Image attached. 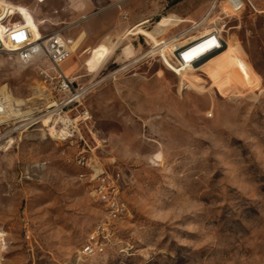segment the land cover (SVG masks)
<instances>
[{"label":"rangeland","instance_id":"374dc122","mask_svg":"<svg viewBox=\"0 0 264 264\" xmlns=\"http://www.w3.org/2000/svg\"><path fill=\"white\" fill-rule=\"evenodd\" d=\"M7 1L31 21L15 11L21 43L73 39L60 68L86 91L68 115L89 111L90 166L115 190L94 192L76 145L1 126L0 264H264V0ZM212 29L222 49L179 76L172 47ZM49 69L0 53V91L43 107ZM111 202L114 241L82 256Z\"/></svg>","mask_w":264,"mask_h":264},{"label":"built area","instance_id":"2783aa9c","mask_svg":"<svg viewBox=\"0 0 264 264\" xmlns=\"http://www.w3.org/2000/svg\"><path fill=\"white\" fill-rule=\"evenodd\" d=\"M233 3L236 4L234 10H239L244 5L243 0H235ZM15 14L17 13L6 5L0 7V53H13L17 61L22 64H29L35 58L44 56L50 65V69L40 71L41 81L48 83L49 89L45 94L46 104L40 108H37L34 104H14L8 99L9 95L5 90L0 91V127L6 126L8 128L4 137L10 136L12 133L21 134L41 126L47 132V135L56 142L76 145L78 148L75 157L76 164L89 168L92 171L91 178L100 180V184L94 192L114 191L115 189L108 181L107 176L97 174L96 170L90 166L91 158L87 156L89 147L81 132V125L89 130L88 124L91 121L89 111L85 108H75V115H68L67 106L72 105L86 91V89L77 88L60 68L61 64L71 55L74 44L73 39L58 31L26 45H19L15 49L14 47H7L8 33L13 31L15 27H19L21 23V21H14ZM209 35L207 38L202 36L192 42L199 41L194 47L201 45L205 48L206 45V47L213 48L223 43L218 29H212ZM188 45L184 46L183 49ZM186 51L178 52V55L183 64H190L191 62L186 61L183 56ZM178 63L181 64L179 58ZM2 139L4 138H0V143ZM8 142L10 141L5 143ZM108 209L105 218L96 225L94 231L81 246L80 254L82 256L91 257L101 254L105 251L106 246L114 241L115 230L112 225L118 219L120 210L114 202L109 204Z\"/></svg>","mask_w":264,"mask_h":264},{"label":"crops","instance_id":"0c3cea01","mask_svg":"<svg viewBox=\"0 0 264 264\" xmlns=\"http://www.w3.org/2000/svg\"><path fill=\"white\" fill-rule=\"evenodd\" d=\"M37 1V0H36ZM47 1L48 0H45V7H43L42 9H40L41 11L42 10H47V9H57L56 7H54V6H48L47 5ZM37 3H40V2H38L37 1ZM43 3V2H42ZM43 3V4H44ZM41 4V3H40ZM15 6H17L18 7V9L17 10H22V7L21 6H19V5H17V4H14ZM31 10V9H30ZM24 11V10H23ZM33 13H35V10H31ZM53 16L52 15H49L48 17H46L47 19H50V18H52ZM29 18V17H28ZM46 18H43V19H46ZM41 21H42V19H41ZM35 22H36V25H37V29H38V26H39V21L38 20H35ZM29 23H31V21H30V19H29ZM60 32V31H59ZM209 32L210 31H206V32H204V33H202L200 36H198V37H195V38H193V39H191L190 41H188V42H186V43H177L176 44V48H181V47H183L184 45H186V44H189V43H192V42H194L195 40H197L198 38H200V37H202V36H206V35H208L209 34ZM195 44V43H194ZM194 44H192V45H194ZM191 45V46H192ZM222 49V44H219L215 49H212V51H205V50H203L202 49V47L200 48V46L199 47H195V48H193V49H191L188 53H186L185 54V59H190V60H192L193 62H192V64L191 65H188V66H177L175 69L178 71V74H179V76H186V75H188L189 73H192V71L195 69V67L198 65V64H200V62H202V61H204V60H208V58H210V56L215 52V51H217V50H221ZM228 51L229 52H233V55H234V57L235 58H237V57H240V55H239V50H238V48H237V46L236 45H233V46H229L228 48H227V54H228ZM213 59L214 58H211V59H209V61H207V62H205V63H203V65L205 64V65H207L208 67H210L211 65V61H213ZM216 62H220V59H218ZM200 67V66H199ZM192 76V75H191Z\"/></svg>","mask_w":264,"mask_h":264},{"label":"bare ground","instance_id":"6f19581e","mask_svg":"<svg viewBox=\"0 0 264 264\" xmlns=\"http://www.w3.org/2000/svg\"><path fill=\"white\" fill-rule=\"evenodd\" d=\"M229 2V1H228ZM230 4V3H229ZM2 5H6V6H8L11 10H14V12L15 11H18L19 13H21L24 17H25V22L27 21L28 23H29V18H28V16H26L23 12H22V10H17L18 9V7L17 6H15L13 3H11V2H9V1H7V0H0V7L2 6ZM231 5V4H230ZM235 6H236V4H234V6L233 5H231V7L233 8V9H235ZM21 27H22V22L20 23V25H19V27H15V29L13 30V31H11V32H9L8 33V35H7V47H14V49L17 47V46H21V45H26V44H28V43H31V42H33V41H35V40H39L40 38H42V37H37V36H34L33 37V39L31 40V41H28V42H25V43H21V40H20V36L18 35V34H16V32L17 31H19L20 29H21ZM183 35V34H182ZM210 35L208 34V35H206L205 36V38H207V37H209ZM179 37H176L175 39H178ZM16 40V41H15ZM197 42H199V41H197ZM197 42H195V44H197ZM190 44V43H189ZM192 44H194V43H192ZM192 44H190V45H188V44H186V45H188L187 47H185L184 49H183V47L184 46H186V45H184L183 47H181V48H176V47H172V48H176V51H179V53L180 52H183V51H186L187 49H188V51H186V53H188L191 49H193V48H195L194 47V45H192ZM192 45V46H191ZM200 46V48L202 47L201 45H198V46H196V47H199ZM193 47V48H192ZM216 47H209V46H207L206 47V45H205V48L204 47H202V49L203 50H205V51H212V49H215ZM186 53H184V59H185V54ZM178 58H179V60L181 61V64L179 65V66H188V65H191L192 64V60H190V59H185L186 61H188V62H191L190 64L188 63V64H183V62H182V59L179 57V55H178ZM162 59H163V57H162ZM164 60V59H163ZM226 89H228V90H230V88L228 87V88H226ZM231 89H232V87H231ZM231 94V93H230ZM8 96V95H7ZM9 97V96H8ZM0 235H1V233H0Z\"/></svg>","mask_w":264,"mask_h":264}]
</instances>
